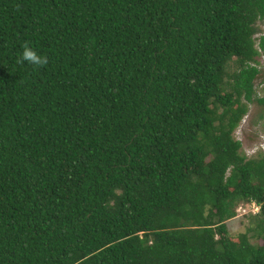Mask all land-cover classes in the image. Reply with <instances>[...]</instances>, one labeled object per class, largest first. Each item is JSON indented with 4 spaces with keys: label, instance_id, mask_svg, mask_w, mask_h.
I'll return each mask as SVG.
<instances>
[{
    "label": "trees",
    "instance_id": "16d2710c",
    "mask_svg": "<svg viewBox=\"0 0 264 264\" xmlns=\"http://www.w3.org/2000/svg\"><path fill=\"white\" fill-rule=\"evenodd\" d=\"M262 20L264 0H0V264H264V153L235 138L264 104Z\"/></svg>",
    "mask_w": 264,
    "mask_h": 264
},
{
    "label": "rangeland",
    "instance_id": "374dc122",
    "mask_svg": "<svg viewBox=\"0 0 264 264\" xmlns=\"http://www.w3.org/2000/svg\"><path fill=\"white\" fill-rule=\"evenodd\" d=\"M258 30L256 41L260 56L256 66L261 71V75L255 82V89L257 97L262 100L264 99V49L261 48V43L264 38V20L258 23ZM235 138L242 143L243 153L248 158H254L258 154L264 153V104L255 101V103L249 105V113L236 131ZM243 213L237 212V218L228 223L232 235L244 234L249 228L253 227L252 219L249 217L254 214L244 215ZM252 243L257 244L254 239Z\"/></svg>",
    "mask_w": 264,
    "mask_h": 264
},
{
    "label": "clouds",
    "instance_id": "9594fccd",
    "mask_svg": "<svg viewBox=\"0 0 264 264\" xmlns=\"http://www.w3.org/2000/svg\"><path fill=\"white\" fill-rule=\"evenodd\" d=\"M27 62L33 66H43L47 63L46 57L40 55L35 49L29 45H24L23 51L20 58V63Z\"/></svg>",
    "mask_w": 264,
    "mask_h": 264
},
{
    "label": "built area",
    "instance_id": "2783aa9c",
    "mask_svg": "<svg viewBox=\"0 0 264 264\" xmlns=\"http://www.w3.org/2000/svg\"><path fill=\"white\" fill-rule=\"evenodd\" d=\"M263 150H264V147H263ZM243 213L244 215L248 214V213H252L254 215H257L260 213V207L256 204H252L251 206L249 207H245V206H241L238 210V213ZM242 215V216H244Z\"/></svg>",
    "mask_w": 264,
    "mask_h": 264
}]
</instances>
